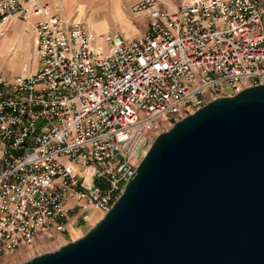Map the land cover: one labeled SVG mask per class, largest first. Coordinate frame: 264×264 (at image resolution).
<instances>
[{
    "label": "built area",
    "instance_id": "2783aa9c",
    "mask_svg": "<svg viewBox=\"0 0 264 264\" xmlns=\"http://www.w3.org/2000/svg\"><path fill=\"white\" fill-rule=\"evenodd\" d=\"M132 11L147 13L140 36L96 35L39 0H0V39L14 18L43 17L31 29L35 73L0 75V258L64 235L90 209L104 215L156 136L264 85V0H142Z\"/></svg>",
    "mask_w": 264,
    "mask_h": 264
},
{
    "label": "water",
    "instance_id": "95a60500",
    "mask_svg": "<svg viewBox=\"0 0 264 264\" xmlns=\"http://www.w3.org/2000/svg\"><path fill=\"white\" fill-rule=\"evenodd\" d=\"M22 264H264V85L156 136L83 237Z\"/></svg>",
    "mask_w": 264,
    "mask_h": 264
},
{
    "label": "crops",
    "instance_id": "0c3cea01",
    "mask_svg": "<svg viewBox=\"0 0 264 264\" xmlns=\"http://www.w3.org/2000/svg\"><path fill=\"white\" fill-rule=\"evenodd\" d=\"M141 1L39 0V3L48 7L50 16L68 22L83 23L96 35L119 34L138 37L146 30L148 23L146 12L132 11L133 6ZM165 1L172 5L179 3V0ZM42 19V16L30 15L27 22H23L14 18L0 39V56L3 55L8 63L17 58L18 72L21 75L33 74L37 69L36 44L31 29L35 22Z\"/></svg>",
    "mask_w": 264,
    "mask_h": 264
},
{
    "label": "rangeland",
    "instance_id": "374dc122",
    "mask_svg": "<svg viewBox=\"0 0 264 264\" xmlns=\"http://www.w3.org/2000/svg\"><path fill=\"white\" fill-rule=\"evenodd\" d=\"M29 69L30 66H28V70ZM0 75L6 81L16 76H21L18 72V59L15 58L11 63H8L4 56L1 55ZM159 133L160 132L157 131L154 135H158ZM87 216L88 219L86 221L80 222L78 225L69 228L64 235L56 236V238L50 240L35 241L32 245L22 247L8 256L0 258V264H22L39 255L53 252L59 247L83 237L103 215L94 209H90Z\"/></svg>",
    "mask_w": 264,
    "mask_h": 264
}]
</instances>
